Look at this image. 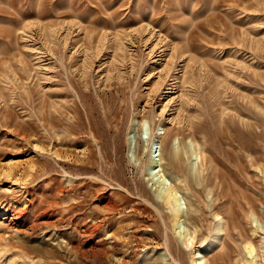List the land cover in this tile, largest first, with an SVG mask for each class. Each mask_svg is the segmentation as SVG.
<instances>
[{
    "label": "rangeland",
    "instance_id": "obj_1",
    "mask_svg": "<svg viewBox=\"0 0 264 264\" xmlns=\"http://www.w3.org/2000/svg\"><path fill=\"white\" fill-rule=\"evenodd\" d=\"M249 245L264 264V0H0V264Z\"/></svg>",
    "mask_w": 264,
    "mask_h": 264
},
{
    "label": "bare ground",
    "instance_id": "obj_2",
    "mask_svg": "<svg viewBox=\"0 0 264 264\" xmlns=\"http://www.w3.org/2000/svg\"><path fill=\"white\" fill-rule=\"evenodd\" d=\"M159 145L160 143L157 140L152 139L149 143V158H148V167H147V172H148V176H151L153 178H156L157 176L163 178V175L161 174L162 171L160 169V164H159V160H160V149H159ZM200 149V148H199ZM193 156L195 161L200 159L201 160V153L197 150L193 151ZM171 163L174 169L179 170V166H180V162L179 160L176 158V155L173 154L171 156ZM195 168V163H193L192 165V169L194 170ZM191 169V170H192ZM152 180V179H151ZM163 182V181H162ZM158 192L160 195L163 196V199L168 201L169 205L174 208L173 211V224L174 227L178 226L182 216H183V212L181 210H177V206H178V202L175 200H172V196H174L176 194L175 190H169L168 192H163L162 188L158 187ZM222 220V218H221ZM222 223V222H221ZM223 227L224 224H220L218 226V231L219 232H223ZM179 228V226L177 227ZM177 230V229H176ZM186 243L192 242L193 237L192 235H188V237L185 239ZM221 241V240H220ZM221 242H219V240L217 239V245H219ZM214 249V248H213ZM209 249H207V254L210 253V251H208ZM245 251L246 254L248 256V258L246 259V262H248V264H256L255 259L257 258V254L255 253V248H253L252 245L246 246L245 247ZM196 259L194 261V264H203L204 263V259H205V251L202 252L201 250L199 252L196 253Z\"/></svg>",
    "mask_w": 264,
    "mask_h": 264
}]
</instances>
